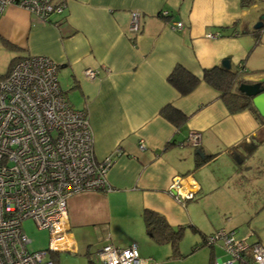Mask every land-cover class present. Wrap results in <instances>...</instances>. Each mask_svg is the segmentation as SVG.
<instances>
[{
    "label": "crops",
    "instance_id": "crops-1",
    "mask_svg": "<svg viewBox=\"0 0 264 264\" xmlns=\"http://www.w3.org/2000/svg\"><path fill=\"white\" fill-rule=\"evenodd\" d=\"M240 2L67 0L63 13L51 15L50 22L21 7H5L0 15V48L9 59L8 68L12 59L28 54L52 58L66 100L87 111L95 159L112 157L106 188L82 191L67 200L72 251H79L85 235H93L102 238V245L124 247L133 242L143 264H164L174 257L169 254L171 246L156 243L147 234L141 216L147 208L161 213L172 227L183 225V235L188 230L195 235L199 255L193 264H226L228 255L220 241L221 247L202 245L204 235L223 226L212 221L211 213L204 212L206 221L202 220L197 204L224 189L227 193L215 196V202L227 196V208L217 205L216 215L229 212L228 198H240L245 188L241 177L249 168L248 157L237 167L230 151H241L244 142L259 141L258 152L264 145V124L248 109L228 112L219 92L203 80L181 95L167 76L180 64L200 78L204 68L222 66L226 59L228 68L244 67L247 81L264 78V27L258 37L254 32L264 14V0H252L248 6ZM131 11L140 13L141 24L133 39L128 30ZM174 21H180L182 28H173ZM86 68L96 75L87 77ZM166 105L186 114L184 124L177 128L161 115ZM193 130L200 133L197 146L188 139ZM199 150L210 157L197 166ZM176 176L181 193L191 191L192 198L179 201L169 191ZM237 214L244 213L237 210ZM224 229L250 244H261L264 235L261 227L245 224Z\"/></svg>",
    "mask_w": 264,
    "mask_h": 264
},
{
    "label": "built area",
    "instance_id": "built-area-1",
    "mask_svg": "<svg viewBox=\"0 0 264 264\" xmlns=\"http://www.w3.org/2000/svg\"><path fill=\"white\" fill-rule=\"evenodd\" d=\"M8 5L50 22L51 15L63 13L66 0H0V15ZM172 27L181 29L182 23L174 21ZM140 29V13L131 11L132 37ZM57 69L49 56L28 54L14 61L0 78V264H56L54 254L72 250L66 228L67 200L82 191L106 188L105 173L112 157L95 159L87 111L66 100ZM84 74L91 78L96 71L86 68ZM188 139L197 146L200 133L193 130ZM169 191L179 201L193 197L191 191L181 193L177 176ZM25 218L49 231L46 250L26 248L30 239L21 225ZM205 241L212 246L222 243L226 264H264V246L248 243L233 230L217 229ZM97 257L99 264L145 262L133 242L124 247L106 243Z\"/></svg>",
    "mask_w": 264,
    "mask_h": 264
},
{
    "label": "rangeland",
    "instance_id": "rangeland-1",
    "mask_svg": "<svg viewBox=\"0 0 264 264\" xmlns=\"http://www.w3.org/2000/svg\"><path fill=\"white\" fill-rule=\"evenodd\" d=\"M4 53L5 52H3L0 48V75L7 71L9 63V59ZM59 81L60 83L62 82V77L60 76ZM67 94L69 95V98L73 100L74 95H72V91L68 90ZM258 150V152H256V150L252 152V154L246 159L248 161L247 164L249 165V168H247L243 173L244 177H241L245 179L243 181L245 188L241 190L242 192L240 198L232 200L231 198H228L229 212L224 211L220 215H216L218 210L217 205H222L227 208V201L225 200L227 199V196H224L225 199L222 201H220L219 196L217 203L215 202V196L227 193L224 192L223 189L217 192L218 194L209 195L204 198V200L198 202L196 210L199 212L202 220L206 221V216L204 214V212H206L211 213L212 221L221 222V226L223 227L219 228L227 229L231 224H236L237 226L245 224L252 228H255L256 226L264 229V145H262V147H258ZM258 154L259 156H257ZM237 210H240L241 213L244 214L238 215ZM21 225L30 239V242L26 245V248L29 251L46 250L48 248L49 231L47 229L37 228L31 218L23 219ZM260 232L261 231H258L256 233L260 235L262 233ZM186 233L187 234L183 235L184 237L181 239L177 253H174L172 248L170 249L169 246H166L170 250L169 254L171 255L172 253V256L174 257H168L169 259L165 260L164 264H193L198 258L199 251L197 250V246L194 244L195 235L189 232V230ZM256 235L254 237H257ZM260 242L264 245V235L262 234L260 236ZM103 243L102 238L97 239L96 237H93V235L92 237L85 235L83 246L79 248V251H61L58 254H54L53 258L56 264H88L89 260L98 264L96 250L100 248ZM218 244L220 246V242L216 243V245ZM86 250L88 251L86 252ZM219 252L221 253L222 251L219 250Z\"/></svg>",
    "mask_w": 264,
    "mask_h": 264
},
{
    "label": "trees",
    "instance_id": "trees-1",
    "mask_svg": "<svg viewBox=\"0 0 264 264\" xmlns=\"http://www.w3.org/2000/svg\"><path fill=\"white\" fill-rule=\"evenodd\" d=\"M240 3L242 6H248L252 3V0H241ZM158 14L159 16L164 18L169 17L167 14H163L162 12H159ZM262 27H264V25L254 31L256 33V37L259 36L260 29ZM134 37H132L131 39H133ZM5 45L8 46L9 43L5 42ZM16 60L17 58L12 59L8 70L4 74L0 75V78L4 77L7 74L11 65ZM241 67H239V65L233 69L228 67L225 68L220 65L206 67L202 70V76L199 78L198 76L187 71L182 65L176 64L168 74L167 81L173 88L177 90L179 94L185 95L191 92L198 85L200 80H203L205 83L219 92V97L226 106L228 112L236 113L244 109H248L252 112V114L260 124H264V116L260 115L257 112L256 108L253 106L251 97L245 95L238 89L239 84L247 81L246 79H244V72L241 70ZM160 113L164 118H166L177 128L184 124L187 119L186 114H184L179 109L172 107L171 105L162 107ZM258 143L259 141L244 142L241 145V151H237L235 148L231 149L230 154L237 167L240 166V164L250 154H252ZM196 155L199 156V158L196 160L197 166L202 162H205V160L210 157L202 154L200 150L196 153ZM238 181L236 180L235 182L238 183ZM141 216L144 222L145 230L150 238H152L156 243H169L172 251L174 253H177L178 243L183 236L185 227L183 225H178L177 227L170 226L161 213L152 209H143ZM207 235L208 234L203 236L202 245L211 247L212 245H208L205 241ZM88 264L96 263L89 260Z\"/></svg>",
    "mask_w": 264,
    "mask_h": 264
},
{
    "label": "water",
    "instance_id": "water-1",
    "mask_svg": "<svg viewBox=\"0 0 264 264\" xmlns=\"http://www.w3.org/2000/svg\"><path fill=\"white\" fill-rule=\"evenodd\" d=\"M264 25V14L260 15V19L254 24V28H259ZM222 66L227 68L229 66L228 60H222ZM239 91L251 97L253 106L257 112L264 116V78L260 77L255 80L242 82L238 86Z\"/></svg>",
    "mask_w": 264,
    "mask_h": 264
}]
</instances>
